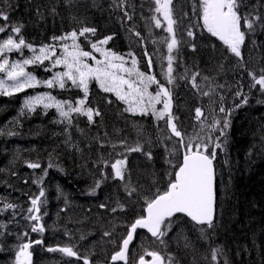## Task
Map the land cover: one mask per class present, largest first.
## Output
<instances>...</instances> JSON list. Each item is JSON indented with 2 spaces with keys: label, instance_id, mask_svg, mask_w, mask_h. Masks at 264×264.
I'll use <instances>...</instances> for the list:
<instances>
[{
  "label": "trees",
  "instance_id": "1",
  "mask_svg": "<svg viewBox=\"0 0 264 264\" xmlns=\"http://www.w3.org/2000/svg\"><path fill=\"white\" fill-rule=\"evenodd\" d=\"M195 2L198 11V0ZM193 3L194 0H173L180 45L178 52H173L175 83L168 85L172 90L173 114L178 117L185 139L194 138L201 131L195 118L196 108L202 109V119L209 122L224 116L218 110L220 96L224 97V107L232 109L226 146L217 150L215 160L216 221L212 228L197 227L178 216L163 238L164 244L140 232L132 246L131 258L136 259L148 250L159 251L166 259L171 257V264H264V94L253 90L247 104L234 107L240 103L234 96L237 88L243 85L248 92L247 70L258 73L264 68V29L248 35L242 49L244 60L240 61L223 42L199 26ZM0 8L8 11L12 23L24 25V38L37 46L53 43L52 37L87 26L96 29V35L90 36L92 41L111 36L108 48L121 55L133 54L144 72H149L144 55L147 51L153 61L151 72L167 83L164 38L169 34L165 28L154 26L153 16L165 24L163 17L153 11L154 0H0ZM254 10L264 14V0H243L242 13ZM125 12L131 20L125 17ZM188 29L196 33L195 40L187 36ZM135 32L143 39L135 36ZM24 55L28 56L27 49ZM195 72L200 73L199 92L184 78ZM210 89L214 92L202 95ZM35 90L0 95V208L5 201L18 205L14 215L13 210L0 212V224L6 225L0 228V264H12L13 247L28 239H43V245L35 251L72 246L95 257L109 246L118 250L127 225L144 214V198H151L157 188L162 191L168 174L175 171L168 161L178 165L182 159L180 152H173L178 148L176 139H167L170 133L164 121L125 111L127 105L103 92L95 81L89 84L87 101L88 106L100 111L94 117L95 123L73 114V122L68 125L61 122L54 109L45 112L37 108L35 112L25 110L22 114L24 99ZM52 90L61 100L83 97L82 90L70 83L66 89ZM121 141H126L127 147L140 144L143 148L142 152L125 153V181L112 179L111 168H103L101 164V157L112 162L122 158L117 155L124 152ZM149 151L151 159L144 155ZM37 162L40 168L28 167L29 163ZM101 171L109 174L108 179L93 195ZM129 173L131 186L139 195L130 197L124 189ZM41 187L45 191L41 216L46 230L32 233L30 228L35 221L26 219L31 207L29 198L38 195ZM100 204L108 207L101 209ZM121 204L123 211L118 208ZM113 207L118 208L115 213L110 211ZM105 231L112 235L104 236ZM23 232L29 235L22 237ZM216 249L221 251L214 261ZM42 257L36 255L33 264H41Z\"/></svg>",
  "mask_w": 264,
  "mask_h": 264
},
{
  "label": "snow or ice",
  "instance_id": "2",
  "mask_svg": "<svg viewBox=\"0 0 264 264\" xmlns=\"http://www.w3.org/2000/svg\"><path fill=\"white\" fill-rule=\"evenodd\" d=\"M155 8L153 11L159 13L163 17L161 19L153 16L156 28H165L169 34L165 37L167 48V68L165 78L168 84L175 83L173 63L176 57L174 51L178 52L180 41L177 39L175 26L178 24V18L173 16V0H154ZM243 0H194L193 13L198 15L200 21L199 26L207 31L212 37L218 38L219 41L227 47L228 51L238 58L244 60L242 49L245 45L248 35L255 34L258 29H264V14H259L255 10L249 13H242L241 6ZM10 8L11 5H8ZM54 11V10H53ZM187 15V14H185ZM125 17L131 20V16L125 12ZM0 95L13 96L17 93L24 92L26 89L36 88L41 85L53 89H66L69 82L71 87L82 90L83 97L73 100H59L51 93L37 94L28 96L23 101L21 113L25 110L29 113L35 112L41 107L45 112L50 108H55L61 122H67L71 125L73 122V114L86 116L90 123H95L94 117L100 115L99 109L88 106L89 84L96 81L99 88L105 93H112L115 97L127 105L125 111L134 115L148 116L152 115L157 121H164L169 130L168 140L176 139L178 148H174L173 152H180L182 159L179 164H173L171 160L169 165L175 169L173 173L168 174L166 187L161 191L157 188L151 198H144L143 215L138 216L129 225L127 231L121 238L119 250L115 251L110 257V264H129V246L136 238L137 230L144 229L151 234V237L164 244V237L171 230L174 218H178V214H184L191 221L198 225H206L208 228L214 226V220L217 215L216 208V167L215 160L217 150H223L226 146V133L230 127L229 117L232 115V109H226L223 105L224 97L220 96L219 112L224 113L221 119H213L209 122L204 117L201 108L195 109V118L200 123L201 131L196 136L185 139V132L182 127L178 126V117L173 114V96L172 90L157 79L156 74L151 72L152 58L145 51L149 72L140 71L137 67V60L132 56L131 64L124 55L118 54L105 46L112 39L107 36L102 40L92 41L90 36L96 35V29L93 27L82 26L80 29H73L69 33L61 36L52 37L53 43L34 45L24 38L22 34L23 24L12 23L10 21L8 11L0 8ZM7 33V35H4ZM187 36L196 39V33L188 29ZM135 36L141 37L139 32H135ZM81 37L88 42L90 50H85L81 46ZM143 38L141 37V40ZM254 43V41H253ZM195 44L192 45L195 51ZM27 49L31 55L24 56V50ZM59 52V55H58ZM17 53L22 59H10V54ZM100 55V59L96 54ZM89 60L92 63H89ZM48 61L49 66H45L46 71L52 68L62 67L63 71L54 73L51 79L39 80L33 72L27 71L29 66L44 65ZM247 70V69H246ZM249 77L248 92L244 91L243 85L237 88L234 96L240 100L239 104L234 107L238 108L248 103L249 94L253 90L264 94V68H260L259 72L247 70ZM199 72L193 73L190 77H184L189 80L192 88L200 91L197 83ZM205 80L208 77H204ZM155 85L156 91L153 93L149 89ZM223 87V85H219ZM214 89L202 93L204 96L210 95ZM111 103V101H108ZM157 105H162L157 108ZM218 133V135H214ZM223 138V139H222ZM115 147V145H113ZM121 147L124 152L117 155L112 161L104 160L101 157L103 168H111V177L114 180L125 181V173L127 171V155L129 152H142L143 148L140 144L135 147H127L126 141H121ZM144 155L151 159V152H144ZM29 168L37 169L41 165L37 163H29ZM49 167H52L49 164ZM47 174L46 171L44 173ZM108 173L101 171V179L98 180L92 190L95 195L96 189L100 188L101 183L108 179ZM27 182V181H25ZM36 182V181H34ZM42 183V181H40ZM124 189L128 196L134 194L139 195L137 189L131 186L130 173L128 180L124 184ZM45 191L41 187L38 195L30 197L31 207L27 209L29 215L26 217L29 221H35L31 226L32 233H44L45 225L42 222L41 207L46 200ZM18 205L3 202L0 212L6 210H14ZM101 209L108 206L100 204ZM120 211L124 210V205H118ZM117 207L110 209L115 213ZM46 215V212L44 213ZM0 228H6L5 224H0ZM2 234V233H0ZM28 232H23L22 237H27ZM104 236H111L112 233L105 231ZM43 239L31 240L21 243L17 247L15 254L16 264H32L33 245H43ZM49 252L59 251L67 257H75L82 260L83 264H93L88 256L81 255L74 250L72 246L49 247ZM220 249H216L212 255V259L217 260ZM145 257H151L146 259ZM136 264H171V257L165 258L159 251L144 250L139 255Z\"/></svg>",
  "mask_w": 264,
  "mask_h": 264
},
{
  "label": "rangeland",
  "instance_id": "3",
  "mask_svg": "<svg viewBox=\"0 0 264 264\" xmlns=\"http://www.w3.org/2000/svg\"><path fill=\"white\" fill-rule=\"evenodd\" d=\"M166 24V22H165ZM81 46L85 49V50H90V46L88 44V42L84 41L83 37H81ZM109 43V42H108ZM106 48H108V44L105 46ZM109 49V48H108ZM31 53L28 51V56H30ZM58 55H59V52H58ZM133 55V54H132ZM26 56V55H24ZM97 58L100 59V55L97 53L96 54ZM126 57V59L128 60L129 62V65L131 64V59H132V56H130L129 54H125L124 55ZM135 57V56H134ZM23 57H21L19 54L17 53H12L10 54V59L11 60H15V59H22ZM136 58V57H135ZM137 60V59H136ZM89 63H92L91 60H89ZM45 66H49L50 67V64L48 61H45V64L44 65H34V66H29L27 71H30V72H33V74L37 77V79L43 81V80H47V79H51L54 75L55 72L57 71H63L64 69L62 67H57V68H52L50 71H46L45 70ZM137 67H138V63H137ZM139 68V67H138ZM37 70H41L43 73L41 75H38L37 73ZM140 70V69H139ZM2 75V74H0ZM159 80V78H157ZM161 82V81H160ZM70 83V82H69ZM95 83L97 84V82L95 81ZM163 84H165L167 87H169L168 83H164V82H161ZM98 85V84H97ZM99 86V85H98ZM38 88V89H37ZM36 89L35 92L30 95V96H34V95H37V94H43V93H51V95L55 96L57 98V96L53 93V90L52 89H49L43 85L39 86V87H36L34 88ZM53 89H59L58 87L57 88H53ZM149 91L151 92H155L156 91V86L153 85ZM112 94V93H111ZM113 96H115L113 94ZM58 99V98H57ZM61 100V99H59ZM120 101V100H119ZM122 102V101H121ZM162 105H157V108H161ZM38 108H41V107H38ZM50 109H54L56 111L55 108H50ZM49 110V109H48ZM57 112V111H56ZM58 113V112H57ZM59 115V114H58ZM83 116V115H82ZM86 117V116H85ZM20 245V244H19ZM187 243L185 244V246L187 247ZM17 247L18 245L15 244V246L13 247L14 249V253L12 254V257H11V261H12V264H16V260H15V254H16V251H17ZM31 251V250H30Z\"/></svg>",
  "mask_w": 264,
  "mask_h": 264
},
{
  "label": "flooded vegetation",
  "instance_id": "4",
  "mask_svg": "<svg viewBox=\"0 0 264 264\" xmlns=\"http://www.w3.org/2000/svg\"><path fill=\"white\" fill-rule=\"evenodd\" d=\"M38 246L40 245H34L33 247L35 248ZM115 251H117L116 248H112L111 246H109L105 249L104 252L98 253L95 257H91L90 255L86 253H81V252L79 253L83 256H88L89 259L93 262V264H110V257ZM34 254L35 255L40 254L49 259V261L40 259L42 261L41 264H83L82 260H77L75 257H67L64 254L60 253L59 251H56V252L45 251L44 253L37 252ZM132 260L135 261V259H132ZM134 261L131 262L129 260V264H136ZM118 264H123V263L118 262Z\"/></svg>",
  "mask_w": 264,
  "mask_h": 264
},
{
  "label": "water",
  "instance_id": "5",
  "mask_svg": "<svg viewBox=\"0 0 264 264\" xmlns=\"http://www.w3.org/2000/svg\"><path fill=\"white\" fill-rule=\"evenodd\" d=\"M216 208H217V195H216ZM178 216H184V217H186L187 219H189L190 221H191V219L190 218H188L187 216H185L184 214H178ZM193 222V221H192ZM214 222H215V220H214ZM195 225H197V226H206V225H198V224H196L195 222H193ZM138 232H145V233H147V234H149L150 236H151V234L150 233H148L147 232V230H144V229H138L137 230V233ZM137 235V234H136ZM153 238V237H152ZM134 241H135V239L133 240V242H132V244L134 243ZM132 244L129 246V251H130V248H131V246H132Z\"/></svg>",
  "mask_w": 264,
  "mask_h": 264
},
{
  "label": "bare ground",
  "instance_id": "6",
  "mask_svg": "<svg viewBox=\"0 0 264 264\" xmlns=\"http://www.w3.org/2000/svg\"><path fill=\"white\" fill-rule=\"evenodd\" d=\"M48 261H49V259H48Z\"/></svg>",
  "mask_w": 264,
  "mask_h": 264
}]
</instances>
